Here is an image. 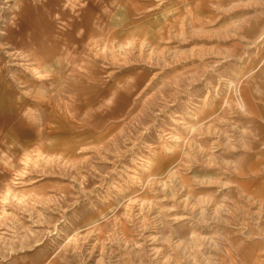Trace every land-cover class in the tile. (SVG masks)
I'll return each instance as SVG.
<instances>
[{
	"label": "rangeland",
	"instance_id": "374dc122",
	"mask_svg": "<svg viewBox=\"0 0 264 264\" xmlns=\"http://www.w3.org/2000/svg\"><path fill=\"white\" fill-rule=\"evenodd\" d=\"M0 264H264V0H0Z\"/></svg>",
	"mask_w": 264,
	"mask_h": 264
}]
</instances>
